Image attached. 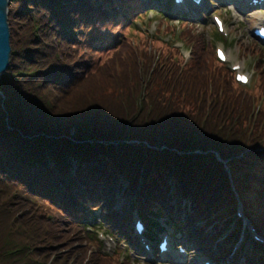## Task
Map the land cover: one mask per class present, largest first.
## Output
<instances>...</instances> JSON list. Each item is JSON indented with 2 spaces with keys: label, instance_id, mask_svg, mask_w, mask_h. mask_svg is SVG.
I'll return each mask as SVG.
<instances>
[{
  "label": "trees",
  "instance_id": "1",
  "mask_svg": "<svg viewBox=\"0 0 264 264\" xmlns=\"http://www.w3.org/2000/svg\"><path fill=\"white\" fill-rule=\"evenodd\" d=\"M65 1L73 0H12L9 6L15 45L10 69L0 76V264H119L104 255L90 231L85 229L94 243L91 256L89 250L78 251L76 232L65 239L59 232L95 219L92 207L102 204L103 196L114 200L113 176L137 179L147 164L157 169L178 164L183 180H193L204 191L210 186L206 181L219 176L228 184V164L239 191L258 195L264 209V129L251 113L252 94L238 88L214 48L200 42L203 49L185 69L173 65L163 70L160 64L152 75L154 91L151 84L140 98L154 58L143 67L146 53L129 51L126 59L89 74L86 63L72 60V53L88 49L64 31L71 24L86 25L89 50L103 47L109 34L102 28L115 20L125 22L123 9L138 0H76L64 6ZM215 40L223 42V35L216 31ZM20 70L32 73L18 77ZM145 175L150 185L162 177L161 172ZM230 205L221 196L216 207L227 217ZM158 208L155 203L150 210L165 213ZM48 212L57 214L55 222ZM255 222L264 228L262 212H256ZM187 225L191 235L210 247L203 231L191 221ZM205 246L203 253L224 259L227 249L208 251ZM255 257L264 261L259 250Z\"/></svg>",
  "mask_w": 264,
  "mask_h": 264
},
{
  "label": "rangeland",
  "instance_id": "2",
  "mask_svg": "<svg viewBox=\"0 0 264 264\" xmlns=\"http://www.w3.org/2000/svg\"><path fill=\"white\" fill-rule=\"evenodd\" d=\"M143 1L140 0L139 2L138 0L137 5L129 3L125 9H123L127 16L125 22L115 20V22L113 21L110 25L102 28L103 31L109 34L108 42L103 47L89 50L88 46H86L87 43L85 44L84 41H87L90 37L91 31L86 25L78 27L72 26L71 30H67L66 33L71 36V39L79 42L78 47H85L89 50V54L87 53L88 50H85V54H83L82 50H79L77 53H72V60L77 63L78 61L86 63L91 69L89 74H92L96 70H102L112 63H116L120 58L124 57L126 59L129 55V51H132L133 54L134 52L146 53L141 57L143 67L148 63V59L154 58L155 63H153L152 70H150L151 76L148 77V80L145 77L140 88L143 91L140 98H144L148 95L149 85L152 84L150 86V92L154 91L152 75L160 64H162V68L164 67L163 70L165 68L169 69V67L173 65L184 69L189 67L194 61L196 53H198V48L199 50L203 49L200 42H203V44L206 42L209 47L211 45L216 53V58L217 49L223 48L226 51V55L229 57V61L225 64H221L233 75L236 85L242 92L252 94L251 113L260 123L259 127L264 129V95L258 93V88L261 84L260 80L262 78L261 73H264V43H261L252 35L253 31L258 28L264 20V7L260 10L258 8H246L245 10H241L237 5L227 3L224 0H219L217 2L208 0L207 9L204 10L205 14L199 15L193 11L191 16H185L182 10L176 11L174 5L167 6L170 0H159L162 3L161 6L156 3L153 5L147 4L148 1ZM134 3H136V1ZM196 15L197 17H195ZM214 15L221 16L225 22V32L222 33L224 40L216 44L213 43V41H216L215 32L219 31L212 20ZM186 25H194V31H190L189 29L191 27H187ZM34 31L36 34H39V30L36 28ZM200 37L203 41L198 42L197 39H200ZM36 38L38 37L36 36ZM13 45H15V41H13ZM145 57H147V59ZM212 64L214 65L213 60ZM114 66L116 67V74H119V64ZM236 66H240V72L249 76L251 79L249 85L242 86L237 82L236 75L240 72L234 71ZM260 69H262V72ZM30 73L32 72L20 70L17 76L26 77L29 76ZM138 99H136V103ZM118 201V206L130 204L129 197L126 196L119 198ZM99 205L103 208V204L101 203L92 207L94 214L98 212L96 207ZM103 214L105 213L100 210L97 217L102 220L103 217H105ZM47 217L51 222H55L54 217L57 219V214L48 212ZM137 217L138 215L134 216L131 221V229L134 234H136ZM101 220L94 225L88 224L90 220H87V223L81 226L82 229H80L81 227L79 229L76 228L77 230L64 228L59 232V235L65 239V237L69 235V232H72L73 236L74 232H76V247L78 249L81 248L78 251L83 250L87 252L89 250L88 256H91L94 252V243L89 242V234L86 230L94 235H96L98 231L99 236H97L96 240L100 244L104 255L112 260L117 259L119 264H124V260H126L128 264H197L198 262V256L200 254L193 249V246L189 245L190 242L184 237L186 231L182 230L181 224L174 218L172 222L179 227L181 232L176 234V236L174 234V242L172 241V245L173 243L174 245L172 246V250L176 252L180 246H185L187 249V255L178 259L181 263L177 261H175L177 263H174L171 259H164V257L162 258L159 254L155 255L156 257L153 255L152 257L137 255L134 250L135 248L132 249L129 247L126 239H123V242L118 241L112 229L109 227L108 222ZM160 221L162 223L163 220ZM170 227L171 230L174 229L171 224ZM170 227L168 226L166 231H170ZM259 230L264 236V228L260 227ZM144 237L146 238L145 235L143 238ZM63 239H61V241H63ZM118 244L128 249L126 248V250H124ZM117 246H119L121 250H116ZM141 246L145 250L143 243ZM116 251L118 252L114 254ZM152 251H154V254L155 251L158 253L157 249H152ZM189 252H193V255L191 256ZM62 253L65 254L66 252L62 251ZM126 253L128 254L126 255ZM86 261H88V259Z\"/></svg>",
  "mask_w": 264,
  "mask_h": 264
},
{
  "label": "bare ground",
  "instance_id": "3",
  "mask_svg": "<svg viewBox=\"0 0 264 264\" xmlns=\"http://www.w3.org/2000/svg\"><path fill=\"white\" fill-rule=\"evenodd\" d=\"M146 1H148L147 4L153 5L156 3L160 6L162 5L159 0ZM229 1L232 4L237 5L241 10L246 9V0ZM70 2L76 3L77 1H65V3L62 4H65L64 6H72ZM206 7L207 6L202 8L194 7L192 3L187 2L182 7H179V9L184 12L185 16H191L193 11L199 15L205 14L204 10L207 9ZM195 17H197V15ZM72 26L74 25H69L64 29V31L67 32V30H70ZM190 26L195 28L194 25ZM226 57L227 61H229V57ZM104 146L110 148V145L104 144ZM70 162L75 161L72 160ZM54 165L55 164L52 163L51 166L54 167ZM224 167L229 180L228 184L226 185L223 183L221 176H219L218 178H213L210 181H206L210 183L209 189L207 191L200 189L198 185L193 182V180L184 181L181 174V166L178 164L171 166L169 169L163 165L158 169L157 165H143L138 170L137 174H139V176L137 179L134 177H124L122 175L113 176V181L109 183L114 187V200L107 201L105 196L102 197L103 207L107 213L103 214L105 217H103L102 220H99L107 221L109 227L112 229V232L115 235V238L121 242H123V239H126L129 247L132 249L135 248L134 250L137 255L145 257H152L153 255L156 257L155 255L158 253L154 254V251L147 252L142 248L140 236L138 234L135 235L131 229V221L136 215L146 214L147 211H149L151 207L155 206V203H157L159 208L165 212L163 215L167 214L173 216L176 220L182 221L184 226L185 224L187 225L188 221H191V223L195 224L194 226L198 230L203 231L204 235L207 236L210 247H208V245L203 242V240L200 241L197 236L191 235L190 231L188 232L187 227L185 226L187 232L184 235L185 239L190 240L191 244L189 243V245L193 246V249L197 251L198 254H200L198 256L197 264L214 263L213 260L216 259V257L213 255L212 257L209 256V258H206V254L208 253L205 252V254L202 251L203 246L205 245L207 246L204 248L208 251L227 249L225 251L226 254L223 261L226 263L264 264V261L256 258L252 252L253 248L258 247L264 256L263 244L255 240V236L258 235L257 233H260L259 229L261 227V224H257L255 222V215L257 211L264 214V209L260 205L258 195L255 197L250 191H239L238 186L234 182L235 176L233 171L228 164H224ZM66 168L70 170V167L66 166ZM84 168L87 169L88 165L84 164ZM76 169L77 168H75V170ZM91 171H93L94 174L95 169L91 168ZM160 172L162 173V177L157 179L159 182L158 184L150 185L144 181V178H147L145 175L146 173L147 175H150L152 173L160 174ZM107 173L112 175L109 172ZM132 174L135 176L137 175L136 172ZM251 184L253 183L251 182ZM219 185H222L223 187L221 193L218 192L220 191ZM195 187L200 189L199 194H195L197 191V188ZM260 189L264 190V179ZM124 196L129 197L130 204L118 206V199ZM221 196H225V198L230 200L232 203V205H230V215L227 217L222 212H220L221 209L219 210L218 207H216V204L220 200ZM199 204L205 207V210L200 209L198 206ZM254 210L257 211L255 212ZM222 214L224 216H222ZM116 216H119L118 221L115 219L110 220V217L114 218ZM126 217L128 218L126 219ZM90 220L98 219L90 218ZM118 245L124 250L127 248H124L120 244ZM119 246H117L116 250H121ZM117 252L118 251H116L114 254ZM189 253L191 256L193 255V252ZM127 254L128 253H126V255ZM165 256L174 257L176 259L180 258L175 252ZM164 259H166V257H164ZM124 264H128V262L124 260Z\"/></svg>",
  "mask_w": 264,
  "mask_h": 264
},
{
  "label": "water",
  "instance_id": "4",
  "mask_svg": "<svg viewBox=\"0 0 264 264\" xmlns=\"http://www.w3.org/2000/svg\"><path fill=\"white\" fill-rule=\"evenodd\" d=\"M11 1L0 0V76L5 75L9 71L13 53L9 23V6Z\"/></svg>",
  "mask_w": 264,
  "mask_h": 264
},
{
  "label": "snow or ice",
  "instance_id": "5",
  "mask_svg": "<svg viewBox=\"0 0 264 264\" xmlns=\"http://www.w3.org/2000/svg\"><path fill=\"white\" fill-rule=\"evenodd\" d=\"M238 79H241L242 80L243 78L242 77H239Z\"/></svg>",
  "mask_w": 264,
  "mask_h": 264
}]
</instances>
